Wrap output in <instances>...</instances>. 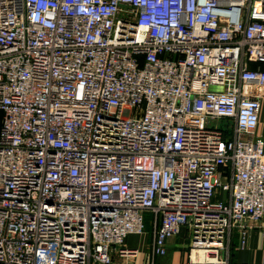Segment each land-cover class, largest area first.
<instances>
[{"label":"built area","instance_id":"obj_1","mask_svg":"<svg viewBox=\"0 0 264 264\" xmlns=\"http://www.w3.org/2000/svg\"><path fill=\"white\" fill-rule=\"evenodd\" d=\"M251 61L264 0H0V264H114L146 217L152 258L184 228L182 264H230L264 218Z\"/></svg>","mask_w":264,"mask_h":264},{"label":"crops","instance_id":"obj_2","mask_svg":"<svg viewBox=\"0 0 264 264\" xmlns=\"http://www.w3.org/2000/svg\"><path fill=\"white\" fill-rule=\"evenodd\" d=\"M250 67H258L264 70V63L258 64L251 61ZM254 136L260 138L264 144V99L260 101L258 123ZM151 236L152 228L149 224L145 233L129 235L125 240V246L136 249V255L121 257L114 254V264H182L187 260L188 238L186 235L185 237L177 235L169 238L167 240L166 253L154 256L153 258L149 254ZM240 241V234L238 231H235L230 242V264L235 262L264 264V218L248 232L243 247Z\"/></svg>","mask_w":264,"mask_h":264},{"label":"rangeland","instance_id":"obj_3","mask_svg":"<svg viewBox=\"0 0 264 264\" xmlns=\"http://www.w3.org/2000/svg\"><path fill=\"white\" fill-rule=\"evenodd\" d=\"M213 124H220V122L215 121V122H213ZM221 195H222L221 192L218 191V192H217V195L214 197V200L221 199ZM149 219H150V218H147V217L145 218V225H146V226H147L148 223H149ZM185 235H186V234H185L184 228H182V229H181V233L179 234V236H180V237H182V236L185 237ZM136 243H137V240H136Z\"/></svg>","mask_w":264,"mask_h":264},{"label":"trees","instance_id":"obj_4","mask_svg":"<svg viewBox=\"0 0 264 264\" xmlns=\"http://www.w3.org/2000/svg\"><path fill=\"white\" fill-rule=\"evenodd\" d=\"M259 64H261V63H259Z\"/></svg>","mask_w":264,"mask_h":264}]
</instances>
